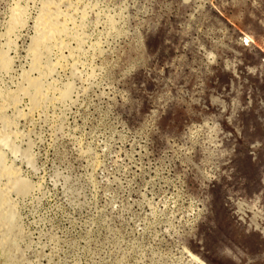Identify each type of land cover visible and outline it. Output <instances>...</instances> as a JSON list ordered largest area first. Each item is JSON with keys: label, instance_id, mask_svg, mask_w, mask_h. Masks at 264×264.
Returning a JSON list of instances; mask_svg holds the SVG:
<instances>
[{"label": "rangeland", "instance_id": "1", "mask_svg": "<svg viewBox=\"0 0 264 264\" xmlns=\"http://www.w3.org/2000/svg\"><path fill=\"white\" fill-rule=\"evenodd\" d=\"M46 3L69 32L35 109ZM7 51L0 151L30 188L9 191L0 264H264V0H0Z\"/></svg>", "mask_w": 264, "mask_h": 264}, {"label": "bare ground", "instance_id": "2", "mask_svg": "<svg viewBox=\"0 0 264 264\" xmlns=\"http://www.w3.org/2000/svg\"><path fill=\"white\" fill-rule=\"evenodd\" d=\"M59 1V4H62L63 2H64V0H58ZM72 1V0H71ZM128 1V0H127ZM100 2V1H99ZM126 2V1H125ZM80 3V2H79ZM86 3V2H85ZM112 3V2H111ZM128 3V2H127ZM69 4V3H68ZM74 4V3H73ZM100 3H98V5H99ZM122 4V3H121ZM102 5V4H101ZM112 5V4H111ZM125 5V4H124ZM123 5V6H124ZM71 6V5H70ZM108 6V5H107ZM18 5L16 6V8L18 9ZM44 7V9H43V11H42V14H41V16H40V18L39 19H37L38 21H37V25H36V32H37V37H36V39L33 41L34 42V44L32 45V43H31V48L29 49V51H30V53H31V55H32V58H33V62H32V68H30V69H32V72H36V73H38L39 74V78H37L36 80L35 79H32L31 78V76H28L27 75V77H26V79H25V83H26V88L25 89H19L20 90V95H25L26 97L28 96V98L29 99H31L30 100V102L32 103L31 104V106L33 105V107L36 109V108H41V105L46 101V99L48 98V94L50 93V91L52 90H50V89H48V88H46V86L44 85V83H43V81H44V79L45 78H50V76L48 77V75L49 74H51L52 72V68H50V67H45L44 66V63H43V61L45 60V58L51 53V50L53 49V48H56V49H59V48H62L63 47V44H64V39H66L67 38V34H68V29H67V27H66V24H64L63 22H62V19H64V17H63V15H62V13H64V12H62L61 13V11L58 9V7L59 6H55V5H50L49 3H46V5L45 6H43ZM68 7V6H67ZM88 7V6H87ZM62 8H64V7H62ZM96 8H98V6H96V7H94V11H95V9ZM112 8V7H111ZM111 8H110V10H111ZM113 8H115V7H113ZM118 8V7H117ZM19 9H20V7H19ZM83 9V8H82ZM81 9V10H82ZM85 9V8H84ZM126 9V8H125ZM21 10H23V9H21ZM21 10H18L17 12H16V16H15V18L13 17V28L11 27V29H13L14 31H15V29H17V28H19L20 26H21V22H23V21H21V20H23V17H24V15H25V12L24 11H21ZM62 10V9H61ZM67 10V9H66ZM77 10V9H76ZM128 10V9H127ZM68 11H71L70 10V8H69V10ZM67 11V12H68ZM86 11V10H85ZM85 11H83V12H85ZM105 11H107L108 12V10H105ZM111 12V11H110ZM114 12V11H113ZM94 13V12H93ZM96 13V12H95ZM105 13V12H104ZM80 14V13H79ZM87 14V13H86ZM91 14H92V12H91ZM98 14H99V12H98ZM111 14V13H110ZM81 15V14H80ZM84 15V14H83ZM87 16V15H86ZM104 16H106V15H104ZM115 16V15H114ZM67 17V16H66ZM109 17V16H108ZM108 17H105V18H107L108 19ZM111 17V16H110ZM84 17L82 16V19H83ZM86 18V17H85ZM89 18V17H88ZM92 18V17H91ZM115 18V17H114ZM66 19H68V18H66ZM81 19V20H82ZM70 20V19H69ZM72 20H73V18H72ZM109 20V19H108ZM113 20V19H112ZM67 21V20H66ZM82 21H85V19L84 20H82ZM91 21V20H90ZM104 21V20H103ZM110 21V20H109ZM25 22V21H24ZM65 22V21H64ZM74 22V21H73ZM72 22V23H73ZM114 22V21H113ZM81 23V22H80ZM107 23V22H106ZM110 23V22H109ZM25 24H27L26 22H25ZM24 24V25H25ZM70 24H71V22H70ZM69 23H68V25H70ZM81 24H83V23H81ZM84 24H85V22H84ZM114 24V23H113ZM89 25V24H88ZM102 25V24H101ZM110 25H111V23H110ZM72 26H73V24H72ZM74 26H75V23H74ZM73 26V27H74ZM96 26V25H95ZM76 27V26H75ZM92 27V26H91ZM69 28V27H68ZM112 28H113V26H112ZM10 29V30H11ZM79 29H81V28H79ZM106 29V28H105ZM13 30H12V33H11V35L13 34ZM72 30V29H71ZM113 30H114V28H113ZM105 31V30H104ZM111 31V30H110ZM9 32V31H8ZM7 32V33H8ZM78 33H79V31H78ZM115 33V32H114ZM113 33V34H114ZM117 33V32H116ZM120 33V32H119ZM14 35V34H13ZM36 35V34H35ZM77 35V34H76ZM95 35V34H94ZM8 36H9V34H8ZM115 36V35H114ZM120 36H121V33H120ZM13 37V36H12ZM85 37V36H84ZM116 37V36H115ZM85 38H87V37H85ZM7 39H8V37H7ZM9 39H11V37L9 38ZM74 40H75V38H73ZM76 40H77V38H76ZM85 41V40H84ZM113 41V40H112ZM7 42V41H6ZM11 42H13L12 40H11ZM92 42H93V39H92ZM100 42V41H99ZM255 42V41H254ZM10 43V42H9ZM98 43V42H97ZM108 43V42H107ZM8 44V43H7ZM94 44V43H93ZM250 44V43H249ZM67 45V44H66ZM100 45V44H99ZM10 46V45H9ZM11 46H13V47H15V45H11ZM79 46V45H78ZM80 47V46H79ZM83 47V46H82ZM100 47H101V45H100ZM11 48V47H10ZM7 49H8V47H7ZM66 49H68V48H66ZM87 49H88V47H87ZM9 50H11V49H9ZM63 50V49H62ZM90 50V49H89ZM100 50V49H99ZM54 51V50H53ZM68 51V50H67ZM91 51V50H90ZM72 52L73 51H71V54H72ZM74 52H76V51H74ZM80 52H81V48H80ZM102 53V52H101ZM103 53H104V50H103ZM10 54V53H9ZM87 54V53H86ZM95 54H96V52H95ZM70 55V54H69ZM54 56V55H53ZM72 57H73V54L71 55ZM102 56V55H101ZM28 57V56H27ZM64 57V56H63ZM62 57V58H63ZM52 58V57H51ZM54 58H55V56H54ZM74 58V57H73ZM72 58V60H74ZM77 58V57H76ZM78 59H80V58H78ZM12 60V59H11ZM11 60H10V58L8 57V51H7V54H5L4 52H3V54H1L0 55V64H1V67H2V70L3 71H9L10 69H11ZM65 60V59H64ZM70 60H71V57H70ZM93 60V59H92ZM13 61V60H12ZM66 61V60H65ZM80 61H81V59H80ZM58 62H60L59 60H58ZM74 63H75V61H74ZM13 64V63H12ZM75 65V64H74ZM55 66V65H54ZM82 66V65H81ZM69 67V66H68ZM71 67V66H70ZM76 67V66H75ZM77 68H78V66H77ZM77 68H76V70H77ZM75 69V68H74ZM73 69V70H74ZM75 70V71H76ZM30 71V70H29ZM12 72V71H11ZM10 72V73H11ZM9 73V72H8ZM31 73V72H30ZM6 74V73H5ZM54 74H55V72H54ZM81 74V73H80ZM31 75H33V74H31ZM35 75V74H34ZM6 76H8V75H6ZM25 76V75H24ZM51 76L54 78V75H52L51 74ZM59 78V77H58ZM22 79H24V77L22 78ZM46 79V81L45 82H47L48 80ZM52 79V78H51ZM81 79V78H80ZM24 81V80H23ZM22 81V82H23ZM69 82V81H68ZM75 82V81H74ZM48 83V82H47ZM55 84V83H54ZM74 85H75V83H73ZM49 85V84H48ZM48 85H47V87H48ZM58 85V84H57ZM57 85H55L56 87H57ZM21 87H22V84L20 85ZM25 86V85H24ZM51 87H52V85H51ZM24 88V87H23ZM73 88V87H72ZM64 89H65V87H64ZM66 90V89H65ZM68 90V89H67ZM71 90V92L74 90H72V89H70ZM70 90H69V92H70ZM57 91V90H56ZM19 92V91H18ZM60 92V91H59ZM62 92V91H61ZM0 93H2V92H0ZM13 93H15V92H13ZM17 93V92H16ZM4 94V93H3ZM12 93L10 92V94H8V95H11ZM18 94V93H17ZM55 94V93H54ZM61 94V93H60ZM69 93H68V91L67 92H65L64 94H62V95H60L61 97L60 98H63V99H61V100H64V99H67L68 97H67V95H68ZM73 94V93H72ZM12 95H15V94H12ZM7 96V99H6V101H5V99H4V103H3V105H1L0 106V121H1V123L3 124V125H5L4 127H6L7 126V128L8 127H10V125H11V119L10 120H8L7 118L8 117H6V110H8L9 109V107H11V106H16V105H18L17 103L19 102V99H20V95L19 96ZM58 95H59V93H58ZM24 96V97H25ZM71 96V95H70ZM0 97L2 98V96L0 95ZM23 97V98H24ZM54 97V96H53ZM67 97V98H66ZM22 98V99H23ZM55 99V98H54ZM56 100V99H55ZM65 101H67V100H64L63 102H65ZM70 101V100H69ZM3 102V101H2ZM47 102H48V100H47ZM62 102V103H63ZM58 103V102H57ZM65 104V103H64ZM44 105L46 106V103H44ZM13 107V108H14ZM16 107H18V106H16ZM15 107V108H16ZM43 108H45V107H43ZM12 109V108H11ZM34 109V110H35ZM31 110H33V109H31ZM33 110V111H34ZM41 110V109H40ZM46 111V110H45ZM8 112H9V110H8ZM41 112H42V110H41ZM21 115V114H20ZM22 116L24 117V115L22 114ZM14 117V116H13ZM17 117H19V114H18V116ZM15 119V118H14ZM15 120H13V122H14ZM0 123V124H1ZM7 130V129H6ZM7 132V131H6ZM5 132V133H6ZM5 133H4V135H5ZM11 133H13L12 131H11ZM12 135V134H11ZM9 136V135H8ZM13 136H14V133H13ZM9 137H7V135L5 136V137H3L2 138V142H3V140L6 142V144L9 142L8 139ZM2 142H1V144H2ZM9 144H10V142H9ZM12 146V145H11ZM10 146V147H11ZM9 147V148H10ZM13 148H15V147H13ZM12 150V149H11ZM14 150V149H13ZM12 150V152H14ZM7 159V158H6ZM6 163H7V161H6ZM8 164V163H7ZM14 166V164H12V167ZM11 166L10 167H8V166H6V164H5V158H4V155H3V153L0 151V178H2V177H6L7 179H8V182H7V185L6 184H4V185H6V186H4L5 187V189H0V224H2V222L4 221V214H5V211L6 210H8V211H10L11 209H12V205H11V202H10V199H9V191L10 190H15L16 192H18V193H25V192H27L28 190H29V188H30V186H29V183H27L26 181H24V180H22L21 179V171H18V169H15V168H12ZM15 167V166H14ZM5 178V179H6ZM2 179H4V178H2ZM2 184V183H1ZM11 191V192H12ZM1 226V228L0 229H2V225H0ZM4 227V226H3ZM3 230V229H2ZM2 233H3V231H1ZM2 239V238H1ZM187 251V250H186ZM187 253H189V256H191V258H192V260H194L197 264H207V263H205L199 256H197V255H195V254H193V253H191V252H189V251H187Z\"/></svg>", "mask_w": 264, "mask_h": 264}, {"label": "built area", "instance_id": "3", "mask_svg": "<svg viewBox=\"0 0 264 264\" xmlns=\"http://www.w3.org/2000/svg\"><path fill=\"white\" fill-rule=\"evenodd\" d=\"M247 45H249V44H247Z\"/></svg>", "mask_w": 264, "mask_h": 264}]
</instances>
